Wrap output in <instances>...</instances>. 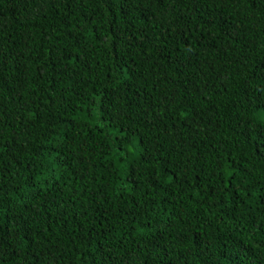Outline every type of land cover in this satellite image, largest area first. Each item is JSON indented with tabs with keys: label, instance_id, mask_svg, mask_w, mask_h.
<instances>
[{
	"label": "trees",
	"instance_id": "obj_1",
	"mask_svg": "<svg viewBox=\"0 0 264 264\" xmlns=\"http://www.w3.org/2000/svg\"><path fill=\"white\" fill-rule=\"evenodd\" d=\"M0 264H264V0H0Z\"/></svg>",
	"mask_w": 264,
	"mask_h": 264
}]
</instances>
